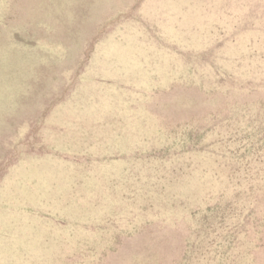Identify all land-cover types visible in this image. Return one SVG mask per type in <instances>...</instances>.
I'll list each match as a JSON object with an SVG mask.
<instances>
[{"label": "rangeland", "instance_id": "rangeland-1", "mask_svg": "<svg viewBox=\"0 0 264 264\" xmlns=\"http://www.w3.org/2000/svg\"><path fill=\"white\" fill-rule=\"evenodd\" d=\"M0 264H264V0H0Z\"/></svg>", "mask_w": 264, "mask_h": 264}]
</instances>
